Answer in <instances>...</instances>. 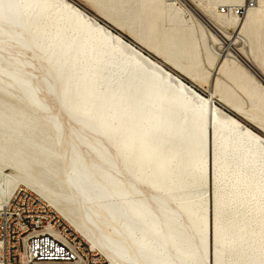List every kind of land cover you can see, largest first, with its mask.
Masks as SVG:
<instances>
[{
  "label": "bare ground",
  "instance_id": "1",
  "mask_svg": "<svg viewBox=\"0 0 264 264\" xmlns=\"http://www.w3.org/2000/svg\"><path fill=\"white\" fill-rule=\"evenodd\" d=\"M88 2L97 11L75 0H0V92L16 100L0 101V161L14 170H0V205L21 186L33 189L112 264H264V137L215 102L264 133V74L237 46H248L242 32L257 21L256 4L242 15L234 8L246 2L217 9L234 27L227 34L187 0H142L141 39L119 24L122 9ZM177 4L216 33L204 31L220 57L206 95L181 77L190 70L180 64L186 39L157 28ZM234 77L238 87L222 90ZM208 151L233 235L178 196L204 187ZM48 155L65 191L28 171Z\"/></svg>",
  "mask_w": 264,
  "mask_h": 264
},
{
  "label": "rangeland",
  "instance_id": "2",
  "mask_svg": "<svg viewBox=\"0 0 264 264\" xmlns=\"http://www.w3.org/2000/svg\"><path fill=\"white\" fill-rule=\"evenodd\" d=\"M75 1L79 4L81 3L80 5L81 6L83 5V7L87 8L89 11H93V12L97 11V9L94 7V4L89 3L88 0H75ZM109 1L113 5L118 7L119 9H122L123 11L122 12L123 17L121 18L118 16L116 18L117 20L119 19L118 21L121 26L122 25L125 26L126 30L133 37L135 36L141 39L142 38L146 39L148 37L147 36L148 35L147 22H146L147 20L146 18H143L145 11L144 12L142 11V7L144 5L142 0H109ZM172 1H175V0H172ZM187 1L191 2L197 9H199V11L203 13V15L207 19L215 23L218 29H220L222 32H225L227 34H231L234 30V27L227 22L228 20L227 18H221L220 16L217 15V9L218 8L228 9L233 6L242 5L247 0H187ZM255 1H256V6H255L256 10L254 9L255 11L253 10L250 12H252L251 14L257 15V21L253 25L248 26L242 32V36H244V38L247 40L248 46L247 48L246 47L243 48V45L240 42H237V46L239 47L238 50L239 52H241V54H245V52L249 48V50L251 51L252 57H254L257 60L260 72L264 74V0H255ZM182 5L183 4H177L176 6H173L172 9H169L164 15V19L162 18L161 20L158 21L157 28L160 29L163 24L164 25L163 28L166 29L165 31L167 34H172L173 36H175V38L179 40H181L183 37L186 39L185 49L184 50L182 49L183 56L180 59V64L182 66L189 65L191 71L189 70L187 74L182 73L183 75L181 74V77L183 76L182 79L188 84L192 86L194 85L193 87L197 91H199L202 95H206V93L210 89L209 87L212 85V82L214 83L215 81L216 77L215 76L213 77L212 73H213L214 67L216 66V64H218L219 59H220V57H218L219 55L218 51H216V49L213 48L214 47L212 44L214 43L212 42L213 40L209 39L206 36V32L210 34L213 33L214 36H216V33L214 34V32H212V30L206 24H205L206 26L202 28L201 24H199L195 20L194 21L188 20V15H187L188 13L185 11L186 7ZM177 7L181 8V10L175 12L174 8H177ZM103 11L109 12L106 9H103ZM128 14L132 15L131 22L134 23L133 26H128L129 24ZM137 21L141 22L139 26L137 25ZM202 37H203V40L200 41V38ZM125 38L128 39L127 37ZM150 56L153 59H155L152 55ZM164 67L167 70L175 73V71L172 70L170 66L164 65ZM234 78H235L234 83L231 80H227V79H225L226 81L223 80L222 82L223 87L221 86L222 90L224 89L229 90L233 88V86L238 87V81H237L238 77H234ZM228 81H229V84H228ZM230 85L232 87H230ZM235 95L237 96V98L241 97V103L244 106L246 105L249 106V103H247L248 98H247L246 93L235 91ZM0 101L7 102V103L16 102L14 98L2 92H0ZM215 102L217 106L223 108L225 111H227L231 115H234L242 123L248 125L251 129H253L255 132H257L258 134L264 137V133H262V131H260L254 125L248 124V122L244 120L242 117L236 115L234 112L225 108L222 102L218 98L215 99ZM25 109L26 111L30 112L27 107ZM41 126H42V121L39 120L38 127H41ZM48 141H49L48 143H53L52 142L53 139L51 137L49 138ZM5 149L9 150L8 148H5ZM40 159L42 160V163L40 162V163L30 165V168L28 169V171L36 176L44 175L46 177L45 183L48 186H50L51 188L55 190L65 191V189L63 188V183H62L63 175L61 174V171L57 170V166L59 165L58 158L55 156L48 155L46 160L43 159V157H40ZM208 162L209 164H208V171H207V181L204 187L199 190L186 189L185 191L180 192L178 196L192 203L193 205H198V206L204 205V208L206 211V218L208 219V221L209 222L217 221V223L220 226H222L229 235H233L234 233L233 226L230 224L229 220H225V215H224L225 208L219 207V205L217 204V190L215 187V175H214L213 167H212V154L209 151H208ZM0 163H1L0 170L2 174L14 175V170L11 168V165L9 164L7 165L6 163L2 161H0ZM21 187H24L28 189L29 191L33 192L37 197H39L42 201H44L47 204V206L53 213L54 220L56 221L60 229L67 230L74 237H77V238L81 237L80 236L81 234H78L74 231V228L70 226L69 222H67L66 218L63 216V214H61V212L58 210L57 207L52 206L48 202V200L43 198L40 194L35 192L33 189L28 188L27 186H21ZM63 206H65L64 202H62L58 207L62 208ZM56 213L60 216V218L69 228L62 222L61 219H59L56 216ZM92 251L93 252L91 253L93 254V259L94 261L97 262V264H112L111 261L107 259V256H104V254L101 253L100 251L98 250H92ZM244 252H245L243 256L244 261L251 262L254 260L252 253L246 250Z\"/></svg>",
  "mask_w": 264,
  "mask_h": 264
},
{
  "label": "built area",
  "instance_id": "3",
  "mask_svg": "<svg viewBox=\"0 0 264 264\" xmlns=\"http://www.w3.org/2000/svg\"><path fill=\"white\" fill-rule=\"evenodd\" d=\"M255 0L234 8L236 15ZM227 8H220L225 13ZM0 264H97L87 246L60 229L47 204L24 187L0 205Z\"/></svg>",
  "mask_w": 264,
  "mask_h": 264
},
{
  "label": "water",
  "instance_id": "4",
  "mask_svg": "<svg viewBox=\"0 0 264 264\" xmlns=\"http://www.w3.org/2000/svg\"><path fill=\"white\" fill-rule=\"evenodd\" d=\"M255 76L260 80V78L257 74H255ZM261 82L264 84V81L261 80Z\"/></svg>",
  "mask_w": 264,
  "mask_h": 264
}]
</instances>
